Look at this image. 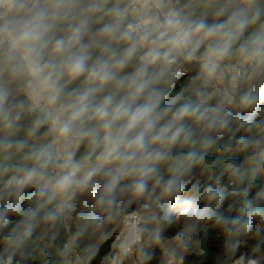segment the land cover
<instances>
[{
    "label": "clouds",
    "instance_id": "9594fccd",
    "mask_svg": "<svg viewBox=\"0 0 264 264\" xmlns=\"http://www.w3.org/2000/svg\"><path fill=\"white\" fill-rule=\"evenodd\" d=\"M0 264H264V0H0Z\"/></svg>",
    "mask_w": 264,
    "mask_h": 264
}]
</instances>
